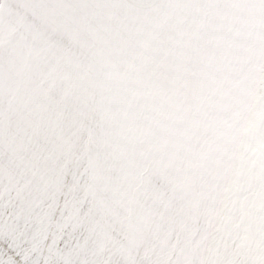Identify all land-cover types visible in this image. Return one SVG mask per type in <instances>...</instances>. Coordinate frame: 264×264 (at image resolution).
Wrapping results in <instances>:
<instances>
[{
	"label": "snow or ice",
	"instance_id": "snow-or-ice-1",
	"mask_svg": "<svg viewBox=\"0 0 264 264\" xmlns=\"http://www.w3.org/2000/svg\"><path fill=\"white\" fill-rule=\"evenodd\" d=\"M0 264H264V0H0Z\"/></svg>",
	"mask_w": 264,
	"mask_h": 264
}]
</instances>
